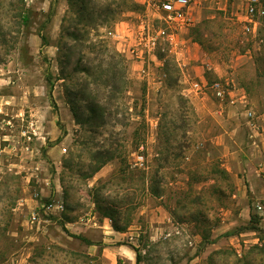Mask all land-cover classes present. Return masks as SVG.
<instances>
[{"label": "rangeland", "instance_id": "rangeland-1", "mask_svg": "<svg viewBox=\"0 0 264 264\" xmlns=\"http://www.w3.org/2000/svg\"><path fill=\"white\" fill-rule=\"evenodd\" d=\"M155 1L0 0V146L8 148L0 152V264H130L118 252L120 244L136 246L129 238L105 244L92 234L97 247L90 252L88 243L78 237L86 236L72 232L56 213L43 210L44 201L57 199L43 194L48 174L60 175L63 189L57 188L58 193L69 210H87L93 198L116 205V194L125 191L120 222L126 227L137 219L135 202L140 197L144 203L151 201L150 192L173 195L177 220L204 237L215 222L212 218L200 226L205 213H241L248 204L246 170L252 164L260 169L261 161L259 155L248 153L251 130L243 110L224 106L219 113L213 95L199 110L184 91L182 69L166 37L156 50L145 52L142 66L149 72L145 79L133 74L132 60L118 48L127 38L131 50L137 36L167 28ZM247 1L208 0L202 20L190 29L203 30L205 46L221 49L230 65L231 56L245 53L253 44V34L237 21ZM51 7L54 13L49 15ZM83 7H94L93 16L89 11L78 14ZM73 30L76 41L68 35ZM116 30L122 39L112 35ZM71 45L76 47L69 56L66 48ZM233 69L225 67L228 73ZM237 77L250 94L256 118L264 112L262 74L245 62ZM148 79L163 84L152 87ZM57 97L65 101L59 127L71 136L58 168L46 169L40 144L43 113L49 104L58 111ZM219 134L223 145L235 152L231 171L226 168H231V153L226 148L221 153L216 146ZM141 145L146 169L132 166ZM111 155L105 164L111 167L108 179L100 178L93 186L95 168ZM260 173L264 183V172ZM237 176L242 195L232 197L227 191L235 189ZM214 178L222 183L216 187L203 183ZM35 208L41 220L31 224ZM256 214L262 219L257 223L260 244L244 248L242 256L227 250L211 260L196 259L195 264H264V213ZM195 225L203 230L195 231ZM138 239L139 264H192L200 249V242L190 248L186 233L158 243L143 233Z\"/></svg>", "mask_w": 264, "mask_h": 264}, {"label": "crops", "instance_id": "crops-1", "mask_svg": "<svg viewBox=\"0 0 264 264\" xmlns=\"http://www.w3.org/2000/svg\"><path fill=\"white\" fill-rule=\"evenodd\" d=\"M207 1L208 0H193L191 8L196 18V24L202 20L201 11L204 9L205 5L208 4ZM222 1L225 0H221V2ZM261 1L264 3V0ZM218 8L224 10L226 7ZM238 15L239 14H237V16ZM241 24L243 25V23ZM202 32L203 30H188L184 34L186 43L177 49L173 48L175 59L182 69V83L184 85V91L193 100H196V106L199 110H202L203 106L206 105L205 103L207 99L211 97L210 95L214 96V94L211 91L196 93L192 89V85L194 82H200L202 85H205L214 80L223 81L227 84L229 90L228 97L223 103L214 96L218 100V112L220 113L222 107L224 106L230 109L237 108L243 110V114L247 119V125L251 130L248 137L251 138V142H249V146L247 148L248 153L252 155H259L261 161V163H259L261 166L260 169H257L256 165L254 167V164L251 163L253 165L251 167L252 169L249 168L246 170L245 184L249 187L250 191L249 199L247 197L248 204H243L241 213H205V215L202 216L203 221L200 222V226L202 225L203 227L205 222H207L208 225L209 219H215L214 225L209 226L210 230L208 231L206 237L198 233L193 234L191 230L187 229V227L185 228L187 223L177 220V213L174 210V206L172 207L171 201L173 199H171L173 195L169 196L168 194H164V192H150L149 195L151 197V201L149 200V202L146 203H144L140 197V202H135V213H137V219L135 218L133 224L123 230L115 229L112 217L113 213H110V211L113 208H118L119 214L116 216L119 218L123 217L124 212L122 210L125 209L121 206V196L126 193L125 191L123 193L116 194L119 195V199L115 201L116 205H113V203L109 201L102 203L97 201L96 198H93L91 202L89 201V208L87 210L79 207L69 210L66 209V206L64 211L54 210L53 213H56L60 216V218H62V223H64L67 228L75 234H83L87 237L85 238L91 242V244L88 243V250L90 252L97 247V244L91 237V235L95 233L100 236L99 238L101 239H99V242L102 240L101 243L106 244L129 238L131 240L130 243L136 245L138 248L141 246V243H137L139 240L138 237L141 236L142 233L148 235L152 243H158L162 240L172 238L173 236L183 235L186 233L190 248H197L196 244L200 242V244H198L200 249L193 258L192 264L197 262L195 261L196 259L204 261L206 259L211 260L214 256L219 257V255H224L227 250H231L234 255L242 256L244 248H247L252 244H260L261 238L257 235V232L260 229L252 228L250 221L252 215L256 216V213H264V183L262 174L260 173L261 171L264 172V112L256 118L254 116L251 120L246 116L247 110L250 109L253 111L254 115L255 111L253 106H251L249 98L250 94L246 87L242 85L241 81L237 77V74L239 73V69L245 65V62H247L248 65H251L255 71L258 70L261 72L264 79V65L261 64L264 62V21L258 25L256 31L247 32L253 34V44L245 53H237L235 56H231V65L224 60V54L221 49L213 51L205 46ZM129 44H131L129 39L125 38L124 41H121L118 44V48L121 52H123L129 61L132 60L131 68H133V74L137 77H143V79H145L146 76L149 75V72L145 70L142 64L146 62L147 56H145L143 60H137L132 56V58L135 59L133 60L129 53V48L127 49ZM207 64L210 65V69L207 68ZM226 66H231L234 69L228 73L225 70ZM135 69L138 71H135ZM148 83L152 87H159L163 84L162 82H152L151 79H148ZM64 104V99L57 97L54 105L59 106L58 111H52V106L49 104L43 113V134L40 136V144L43 146V167L45 166L46 169L47 165L51 167L56 165L58 168L64 153L68 150L67 145L69 144L71 135L69 131H66V129L63 131V129L59 127L60 120L63 118L62 109ZM158 119L156 124H158ZM257 135H259V137H257ZM221 138V134L216 136V146L219 148L221 153L225 151V148L226 152L231 153V158H233L231 161V168L229 166L226 167L229 171H231L233 170L235 164V152L233 149H227V146L223 145ZM7 149V147L0 146L1 153L5 152ZM110 170L111 167L104 165L97 172H95L91 178L93 186L100 178L107 180ZM43 180V182H45L43 185V194H46V196L55 195L57 196V199L52 201H63L65 204L63 196L58 193L57 189L59 187L63 189L60 175L58 176L57 173H55L54 176H52V174H48L47 177L43 178ZM210 180L211 183H203L206 184L207 187L213 185L216 187L222 183V180H218L217 178ZM240 182L241 179L237 176V178L233 181L235 189L233 188L234 190L232 189L227 191L229 196L236 197L238 195H242V190L239 188ZM207 187L200 186V188ZM206 191L207 190L204 189L205 193ZM109 192H107L106 196L110 194ZM244 194L246 196V191H244ZM133 195L137 197V193L130 194V196ZM220 195H222L221 192ZM45 203L47 202L44 201L43 205ZM258 204L263 206L262 212H259L258 209H256ZM254 209H256V212ZM188 215L192 217L191 214H187V216ZM193 223L195 224V222ZM194 227L196 228L197 226L195 225ZM198 229L199 228L197 227L195 231ZM199 230L202 231L203 229ZM118 247V252L124 256L130 264L133 263V261H135L136 264L137 254L131 245L120 244Z\"/></svg>", "mask_w": 264, "mask_h": 264}, {"label": "built area", "instance_id": "built-area-1", "mask_svg": "<svg viewBox=\"0 0 264 264\" xmlns=\"http://www.w3.org/2000/svg\"><path fill=\"white\" fill-rule=\"evenodd\" d=\"M193 0H158L154 2V5L158 8L162 20L167 24V28H159L154 32L148 31L135 38V45L130 54L137 60H143L145 58V52H151L156 50L159 46L160 40L166 37L170 45L177 49L186 43L184 34L196 26V18L192 12ZM237 21L243 23V27L246 32H254L257 30L258 25L264 21V3L261 0H249L245 11L237 16ZM112 35L121 38L123 35L118 31H114ZM122 39V38H121ZM210 65L207 64V68ZM210 69V68H209ZM192 89L196 93H203L211 91L214 96L222 103L228 97V86L221 80H214L205 85L200 82H194ZM246 116L251 120L254 118V113L250 109L247 110ZM31 139V136H28ZM144 145L139 147L137 154L135 155L132 166L137 169H146L147 160L144 153ZM43 210L46 213H51L54 210L64 211L65 204L63 201H51L45 203ZM257 209L259 212L263 211V206L258 204ZM41 220L40 212L35 208L29 216V222L31 224L39 223Z\"/></svg>", "mask_w": 264, "mask_h": 264}, {"label": "trees", "instance_id": "trees-1", "mask_svg": "<svg viewBox=\"0 0 264 264\" xmlns=\"http://www.w3.org/2000/svg\"><path fill=\"white\" fill-rule=\"evenodd\" d=\"M133 5L136 6L135 4H133ZM107 10H108V8H106V11H107ZM78 11L80 12V13H78V14H84L85 11H89V13H88L89 17H90V16H93L92 14L95 13V12H94V11H95V10H94V7H91L90 9H88V8H86V7H83V8L78 9ZM103 11H104V10H103ZM111 11L113 12V11H115V10H114V9H111ZM52 13H54V9H51V10H50L49 15L52 14ZM74 14H76V13H74ZM23 18H25V20L27 19V17H26L24 14H23ZM76 34H77V33H76L75 30H73V31H68V35L72 36L73 39H74V41L77 40V35H76ZM73 35H74V36H73ZM41 38H42V42H43V44H44V45H47V44H48V38H47V36L44 35V34H42V35H41ZM74 47H76V46L71 45V47L66 48V52H67V54H68L69 56L73 53V49H74ZM92 111H94V109H92ZM112 159H113V155H111V156H109L107 159L101 161V162H100V165H98V166L95 168L93 174H94L95 172H97L102 166H104L107 162H109V161L112 160ZM110 213H113V214H112V217H113V222H114L113 224H114L115 229H117V230H123V229H125V228H126V225H125V224L122 225V223L120 224V218H119L118 216H116L117 214H119V210H118L117 208H113V209H111ZM259 220H260V217L258 218L257 215H256V216H255V215H252V218H251V221H250V222H251V225H252V228H254V229H257V228H258V227H257V223L259 222ZM78 237L81 238L82 240H84L85 242L91 244V242H90L88 239H86L85 237H82V236H78ZM132 247H133V249L136 251V254H137V256H136V264H139V263L142 261L141 253H140L138 247H136V246H132Z\"/></svg>", "mask_w": 264, "mask_h": 264}]
</instances>
